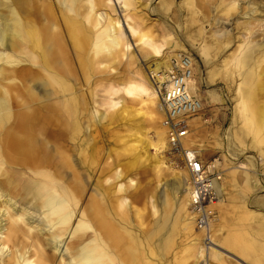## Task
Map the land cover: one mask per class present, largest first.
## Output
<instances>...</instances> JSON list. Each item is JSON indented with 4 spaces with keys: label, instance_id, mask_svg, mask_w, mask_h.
Wrapping results in <instances>:
<instances>
[{
    "label": "bare ground",
    "instance_id": "6f19581e",
    "mask_svg": "<svg viewBox=\"0 0 264 264\" xmlns=\"http://www.w3.org/2000/svg\"><path fill=\"white\" fill-rule=\"evenodd\" d=\"M111 1L0 0V264H59L51 250L61 253L60 264H138L140 260L141 264H154L149 259L154 253L147 246L150 239L144 240L143 246L134 232L142 222L128 220L130 212L135 218L141 214L133 212L130 200L118 194L127 190L121 188L122 183L115 187L120 173L109 174L115 163L102 168L99 156L89 152L97 140L90 133L91 123L99 122L101 114L97 121L94 117L85 125L82 121L92 93L83 86L92 79L109 96L121 91L128 96L145 94L153 101V90L143 78L108 88L100 76L124 56L127 45L117 27L119 21L104 9ZM115 2L127 12L136 3ZM198 6L203 64L218 65L210 74L238 81L235 90L239 96L233 110L254 126L255 134L264 136V0H198ZM207 23L211 28L208 37ZM131 31L157 54L150 71L161 84L168 76L170 58L177 53L163 57L148 33ZM185 53L193 65V57ZM132 63L130 59L128 64ZM191 77L190 94L203 96L200 84ZM207 93L211 101L221 100L215 90ZM119 102L108 98V105L114 108L111 119H122L126 111L123 103L116 106ZM159 110L158 117H162L160 104ZM157 126L152 146L169 148L161 119ZM187 137L182 140L185 150L203 146L198 132L193 139ZM230 145L229 140L224 146L227 154ZM178 152L186 166L183 152ZM213 160L218 163L217 158ZM95 170L96 183L91 187L84 174L90 181ZM103 176L115 184L104 185ZM173 177L165 184L174 196L176 218H182L189 231H198L189 205V177L178 172ZM178 189L182 194L176 197ZM160 197L165 207L171 204L167 194ZM218 198L222 200L221 186ZM250 211L261 219L254 234L232 240L211 235L210 242L202 241L201 250L191 245L190 253L201 251V264H264V237L257 232L264 228V210ZM168 217L164 211L154 233L167 228ZM214 219L209 222L210 229ZM170 241L167 235L158 243L161 256Z\"/></svg>",
    "mask_w": 264,
    "mask_h": 264
},
{
    "label": "rangeland",
    "instance_id": "374dc122",
    "mask_svg": "<svg viewBox=\"0 0 264 264\" xmlns=\"http://www.w3.org/2000/svg\"><path fill=\"white\" fill-rule=\"evenodd\" d=\"M135 1L129 12L115 0L108 2V8H104L110 17L119 21L117 27L127 45L123 49L124 56L118 62L115 61L112 67L103 69L100 76L104 78L108 88L143 78L153 90V101L149 102L148 95L145 94L128 96L121 91L109 96V92L94 79L85 84L83 88L92 93L82 114L84 125L93 117L97 121L98 114H101L100 123H91L90 133L97 140H93L95 148L91 147L89 152L93 157L99 156L102 168L115 163L109 174L120 173L115 187L122 183L121 188L125 187L127 190L126 193L121 190L118 194L126 196L132 203L133 212L141 214L140 218H135V213L132 215L130 212L128 220L132 223L142 222L134 232L142 240V245L144 240L150 239L147 246L154 253L150 254L149 259L154 264H201V251H197V254L190 253V246L194 244L201 250L202 232L189 231L183 219L176 218L174 196L165 184V180L172 181L174 172L183 177L188 176L183 160L169 148L156 149L152 146L159 132V88L163 84L154 81L156 75L150 71V65L157 59V54L147 44L138 41L131 28L148 33L152 41L160 46L159 54L163 57L180 51H187L193 57L191 78L200 84L203 96L193 94L200 101L201 107L186 117L190 131L187 138L193 139L196 132L200 134L203 146H191V149L204 163L217 158L221 174L222 200L214 207L215 219L211 228L213 238L224 235L230 236L232 240L234 237H248V234L256 232L253 229H257L256 225L261 219L251 213L250 209L264 210V136L255 134L254 126L246 124L241 113L233 110L239 96L235 90L238 81L210 74L209 70L218 65H205L199 56L201 13L198 0ZM232 22L233 19L228 23V28L232 27ZM210 33L211 28L207 23L206 37ZM130 59L133 60L132 64H128ZM208 90H215L221 100L211 101ZM108 98L120 100L116 106L124 104L126 111L121 114L122 119H111L110 113L114 108L108 105ZM196 124L199 125L198 131L194 128ZM229 140L231 145L226 147L229 149L227 154L224 146H227ZM239 164L245 167H238ZM159 167L161 171H157ZM90 175V181L85 174L84 179L92 187L96 183V170ZM100 179L104 180V185L115 184L112 179L105 181L104 176ZM164 194H167L171 203L168 207L161 201L160 196ZM181 194V189H178L175 196L179 197ZM164 211L169 215L167 228L162 233H154L157 220L160 222ZM260 230L257 232L262 233L258 236L264 237V228ZM42 233L43 237L47 236L45 231ZM167 235L171 241L163 249L161 256L157 245ZM65 240L66 236L63 243ZM50 252L55 253L56 263L58 260L60 264L61 253L53 250ZM141 263L140 260L138 264Z\"/></svg>",
    "mask_w": 264,
    "mask_h": 264
},
{
    "label": "built area",
    "instance_id": "2783aa9c",
    "mask_svg": "<svg viewBox=\"0 0 264 264\" xmlns=\"http://www.w3.org/2000/svg\"><path fill=\"white\" fill-rule=\"evenodd\" d=\"M170 64V70L166 72L168 76L159 88V104L163 111L161 124L165 128L170 150L184 154L191 185L190 209L194 213L192 216H195L197 230L202 232L203 241L208 243L211 240L209 222L215 218L214 207L219 199L221 174L215 160L204 163L194 150H185L182 146L189 130L186 117L198 111L200 101L189 91L193 66L190 56L180 51L170 58Z\"/></svg>",
    "mask_w": 264,
    "mask_h": 264
}]
</instances>
